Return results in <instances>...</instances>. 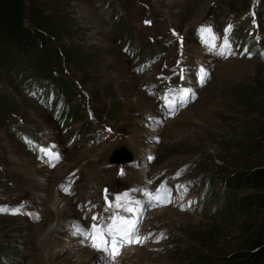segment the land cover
I'll return each mask as SVG.
<instances>
[{"label":"rangeland","instance_id":"374dc122","mask_svg":"<svg viewBox=\"0 0 264 264\" xmlns=\"http://www.w3.org/2000/svg\"><path fill=\"white\" fill-rule=\"evenodd\" d=\"M40 1L72 18L74 34L54 42L79 46L81 64L61 59L66 97L57 81L46 92L15 70L0 78L9 102L0 120V264H197L200 252L225 264L241 219L211 213L230 191L226 176L260 159L248 143L264 136L248 131L262 122L242 108V92L264 85V0ZM181 89L190 90L182 102ZM121 145L133 161L111 164ZM158 187L167 197L150 201L144 191ZM125 192L140 202L138 215L115 207ZM114 215L139 221L132 242L116 238L115 254L106 233ZM94 224L106 251L76 232Z\"/></svg>","mask_w":264,"mask_h":264},{"label":"trees","instance_id":"16d2710c","mask_svg":"<svg viewBox=\"0 0 264 264\" xmlns=\"http://www.w3.org/2000/svg\"><path fill=\"white\" fill-rule=\"evenodd\" d=\"M61 1L57 0L58 3ZM75 29L72 18L61 21V16L58 18L55 11L51 12L50 6L43 1L0 0V78L7 80L9 72L15 70V74L21 77L18 80L36 82L46 92L50 84L57 81V85L60 84L59 91L66 97L72 88H69L70 84L62 83L65 80L59 79L61 73L56 75L57 68H60L61 59L64 58L71 64H81L82 51L76 45L60 47L54 40L70 38ZM242 93V108L262 122L259 128L248 132L253 133L254 137L264 136V85L258 82ZM8 103L5 95L0 93L2 122ZM231 135L228 134L229 143H235L234 147L239 149H248L240 138ZM248 145L249 149L259 151L260 159L256 162L247 160L246 169L241 174L231 173L236 177L226 176L230 191L227 190L225 199L218 202L211 213L212 217L225 216L228 221L241 219L242 227L237 235L226 241L227 249L223 256L226 255L225 264H264V139ZM239 188L245 190L241 197L234 193V189ZM207 205V209H210V205ZM195 255L193 260L197 264H210L209 255L203 252Z\"/></svg>","mask_w":264,"mask_h":264},{"label":"snow or ice","instance_id":"6c2138e0","mask_svg":"<svg viewBox=\"0 0 264 264\" xmlns=\"http://www.w3.org/2000/svg\"><path fill=\"white\" fill-rule=\"evenodd\" d=\"M146 23H150L149 21H145ZM231 28V25H229V29ZM228 29H226L227 31ZM201 31L202 32H211L210 28H205L204 26L201 27ZM214 46V45H213ZM223 47L225 49H227L229 47L227 40H225V43L223 45ZM221 54H223V52H221ZM262 55H264V53H262ZM203 71V70H202ZM182 78V77H181ZM203 79V77L201 78ZM190 90L189 89H181L179 92V97L181 102L184 99V96L189 94ZM167 99V98H166ZM174 101L170 104H168L169 110H173L174 108ZM40 151L45 155L50 157L51 159H58V154L51 152L48 149L45 148H40ZM121 174H122V170H121ZM65 191H67V189H63ZM107 190H105L106 192ZM144 195L146 197L149 198L150 201H156V202H163V200L167 197L168 195V190L167 188H160L158 187L156 189V193L153 194L147 190L144 191ZM105 203L109 204L110 202L107 199V195H105ZM134 205V206H133ZM140 206V202L139 201H131L128 198V193H121V194H117L115 197V207L121 208L124 211L130 212V213H136L138 215V209ZM2 210V209H0ZM13 214H16L19 212V209H12ZM96 217H93V220H95ZM113 223L108 225L106 233L108 237H111V247H112V252L113 254H115L116 252V246L118 244V240L116 239L117 237H119L121 240H126L127 242H132L133 241V234L136 233L138 231L137 229V224H138V219L137 218H125L123 216H113L112 217ZM118 221V223H117ZM76 232L77 234H81V235H88L92 241H93V247L97 248L98 250L101 251H106L108 249V244L109 241L105 239V230L103 228H101L98 225H92V229L91 231H88L85 228H80V227H76ZM97 237L100 238V243L97 244L96 243V239ZM135 241L136 242H143V240L139 237V236H135Z\"/></svg>","mask_w":264,"mask_h":264},{"label":"water","instance_id":"95a60500","mask_svg":"<svg viewBox=\"0 0 264 264\" xmlns=\"http://www.w3.org/2000/svg\"><path fill=\"white\" fill-rule=\"evenodd\" d=\"M111 154L110 162H130L134 158L133 154L127 150L125 145H121L118 148H115Z\"/></svg>","mask_w":264,"mask_h":264},{"label":"bare ground","instance_id":"6f19581e","mask_svg":"<svg viewBox=\"0 0 264 264\" xmlns=\"http://www.w3.org/2000/svg\"><path fill=\"white\" fill-rule=\"evenodd\" d=\"M141 253V252H140Z\"/></svg>","mask_w":264,"mask_h":264}]
</instances>
